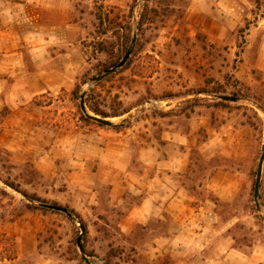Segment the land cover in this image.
<instances>
[{
    "label": "rangeland",
    "instance_id": "obj_1",
    "mask_svg": "<svg viewBox=\"0 0 264 264\" xmlns=\"http://www.w3.org/2000/svg\"><path fill=\"white\" fill-rule=\"evenodd\" d=\"M0 32V233L16 252L0 264H200L216 252L168 248L173 219L138 210L149 179L165 171L193 208L207 200L210 227L233 247L264 245V161L259 208L253 197L264 0H0ZM133 34L130 63L90 83ZM66 37L81 64L70 88L51 90L50 50L38 47ZM82 95L88 113L112 124L85 119ZM155 139L157 150L147 147ZM188 226L207 227L200 217Z\"/></svg>",
    "mask_w": 264,
    "mask_h": 264
},
{
    "label": "crops",
    "instance_id": "obj_2",
    "mask_svg": "<svg viewBox=\"0 0 264 264\" xmlns=\"http://www.w3.org/2000/svg\"><path fill=\"white\" fill-rule=\"evenodd\" d=\"M50 12L53 23L49 26L55 27L57 20L55 21L56 16L53 13L54 10L51 9ZM61 14L62 11L59 10L58 15L60 16ZM59 19V23L61 24V17H59ZM43 25L45 24L40 26ZM1 35H3L2 32H0V36ZM44 41V46L40 44L39 46L41 47L38 48H45L48 50L49 47V74L55 76L54 83L47 88L51 90H56L61 86L70 88L72 84L71 80L77 73V65H79L78 62L81 64L80 61L82 56L80 57V55L77 56L73 53L74 50H72V46H74V44L71 43L67 37L64 40H51L47 38L44 39ZM69 46H71V48ZM51 52H53V54ZM147 147L157 150L158 144L156 139L150 142ZM170 177L171 173L165 171L162 177L157 174L152 179H149L146 197L141 201V205L138 209L145 218L149 217V209L158 208L159 211H166L168 213L166 216L173 219L175 226L170 228L168 234H170L171 237L167 238V242H165L164 245H167L168 248L170 245L174 247L177 241H181L184 244H189L192 249L196 247L200 251L204 250V252H207V250H212L216 252L214 256L207 255L203 257L199 260L200 264H264L263 244H254L252 247H249L250 250L245 253L240 247H233L232 239L224 229H213L210 227V225L213 224V220L210 209L206 205L207 200H204L202 204L199 205V208H193L191 206V201L193 200L192 195L182 186L176 187L173 184H168V179ZM161 179L163 180V183H161L162 186H156L153 181H160ZM159 205H163L164 207L162 206L160 208ZM194 216L202 218L207 227L188 226V224L194 222ZM188 218L191 219L187 220ZM19 258L11 261V264L17 263ZM1 264H5V262H1ZM177 264H179V261ZM192 264H197V261H193Z\"/></svg>",
    "mask_w": 264,
    "mask_h": 264
},
{
    "label": "water",
    "instance_id": "obj_3",
    "mask_svg": "<svg viewBox=\"0 0 264 264\" xmlns=\"http://www.w3.org/2000/svg\"><path fill=\"white\" fill-rule=\"evenodd\" d=\"M134 41H135V34H133L130 45L128 46L126 52L124 53V55L122 56L120 61L118 63H116L114 66L106 69L104 72L97 74L96 76H93L90 79V83L99 82L100 80H102L106 76L110 75L111 73H113L116 70H118L119 68H121L126 63L127 59L129 58V56L132 52ZM219 97H220V99L231 100V101H235L237 99L235 97L227 96V95H221ZM80 109L86 116L90 117L92 120H94L96 122H99V123L104 124V125H111L112 124V122L110 120H108L104 117H100L98 115L88 113L87 109L84 105L83 95H82L81 100H80ZM263 161H264V147H263L262 153H261L259 161H258L257 170H256V178H255L254 186H253V197H254V202H255V205L257 208H259L258 195H259V187H260V179H261ZM41 205L43 207H46V208H49L52 210L64 212L68 216H71V213L68 211V209L63 207V206H59L56 204H48V203H42ZM82 233H83V229L81 227V234L76 239V244H77V246L81 252L83 251V248L81 245Z\"/></svg>",
    "mask_w": 264,
    "mask_h": 264
},
{
    "label": "trees",
    "instance_id": "obj_4",
    "mask_svg": "<svg viewBox=\"0 0 264 264\" xmlns=\"http://www.w3.org/2000/svg\"><path fill=\"white\" fill-rule=\"evenodd\" d=\"M144 22V16L141 15L139 21H138V27L140 28L142 23ZM125 52V49L122 50V52L118 55V57L116 58V60L113 62L112 65L116 64L117 62L120 61V59L122 58L123 54ZM130 63V57L127 59L126 63L124 64L123 68L126 67L128 64ZM137 73L140 75H144L145 73H151V71L149 72H144V71H137ZM73 93L75 95H77V98L79 97V93L76 92V89L73 91ZM96 114L99 115V112L97 111V109H92ZM85 119H91L90 117L83 115ZM27 197L28 194H25ZM34 199V198H33ZM57 205V204H56ZM69 211V210H68ZM70 212V211H69ZM71 213V212H70ZM0 242L3 243L4 247L0 250V261L3 259H13L15 258V242L14 239L10 236H7L5 233H0Z\"/></svg>",
    "mask_w": 264,
    "mask_h": 264
}]
</instances>
